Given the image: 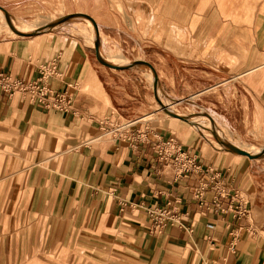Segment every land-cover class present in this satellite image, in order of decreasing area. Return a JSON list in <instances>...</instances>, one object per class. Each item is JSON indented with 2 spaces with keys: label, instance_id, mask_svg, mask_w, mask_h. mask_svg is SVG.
Segmentation results:
<instances>
[{
  "label": "crops",
  "instance_id": "obj_1",
  "mask_svg": "<svg viewBox=\"0 0 264 264\" xmlns=\"http://www.w3.org/2000/svg\"><path fill=\"white\" fill-rule=\"evenodd\" d=\"M117 1L146 4L155 11L149 17L163 19L179 17L180 3L206 0ZM189 9L191 18L207 14L203 6ZM216 14L213 34L236 35L239 47L204 45L196 53L194 43L187 56L178 45L157 49L161 62H148L156 67L160 93L142 68L122 62L118 69L107 67L93 46L73 37L37 51L33 44L8 42L33 52L27 58L0 43V70L26 79L57 56L62 75L49 85L72 97L71 107L59 112L0 92V264H264V155L216 150L200 127L158 108L162 98L184 104L180 109L203 123L202 117L210 118L244 143L264 145V6L252 12L257 22L244 16L251 21L230 27ZM239 14L250 15L244 7L235 18ZM103 17L121 16L107 11ZM209 50L217 52L212 63ZM129 121L134 127L119 137L105 132ZM146 128L150 142L134 147L131 130ZM154 135L213 164L240 189L248 212L216 214L212 205H200L194 196L198 176L175 181L172 166L154 158ZM172 199L184 227L169 224L154 234L146 208ZM207 223L215 228L208 231ZM229 225L239 236L233 250Z\"/></svg>",
  "mask_w": 264,
  "mask_h": 264
},
{
  "label": "rangeland",
  "instance_id": "obj_2",
  "mask_svg": "<svg viewBox=\"0 0 264 264\" xmlns=\"http://www.w3.org/2000/svg\"><path fill=\"white\" fill-rule=\"evenodd\" d=\"M112 1V2H111ZM108 3L107 0H0L1 8L4 13L12 17L16 23H28L32 24L44 20H52L54 28L47 32L32 33V31H20L13 32L7 28L5 23L0 18V43L4 44V50L7 52L16 51L17 53L24 54L23 57L27 58L31 53H23L20 48H17V42L12 44L8 43L11 40H20L24 43V47L27 44H33V51H37V48L43 44H50L55 40H61L63 37H73L80 40L83 43L93 46L95 39L99 43V52L101 57L111 60L113 55H120L124 60L122 64H128L132 68H142L148 81L153 86V74H155V68L152 64L159 63L162 60V51L157 49L168 48L172 50L174 45L180 47V54L187 56L188 48L196 44V53L199 50H203V46L211 48L212 45H218L219 43H227L234 48L239 47L236 35L226 34L223 36H217L213 34L214 27L218 22L217 14L224 19L229 27L233 25L242 24L244 16L252 18L254 21H258L252 12L260 11L264 6V0H227L226 2H218V0H209L205 2L189 4L188 2L179 4V17L169 18H155L149 17V15L155 14L152 8H145L146 4L140 3H124L117 0H111ZM170 5V4H168ZM195 5L197 8L204 7L202 19L191 18V11L189 6ZM175 7L176 4H173ZM221 6L226 11L225 14L221 12ZM244 7L245 12H249L250 15H238L237 12ZM73 11H85L91 14L95 18V22H87V17H75L58 20L60 17L68 12ZM112 11L113 13L120 15L119 19H109L103 17L104 13ZM202 12V10H200ZM141 16V17H140ZM144 16V17H143ZM102 23L117 24L116 29H109L103 27ZM246 23V21H245ZM243 26V25H242ZM49 27L48 25L41 28ZM40 29V28H37ZM115 30V33L114 31ZM92 41V42H91ZM7 45H6V43ZM103 46V54L100 47ZM133 47V48H132ZM263 47V46H261ZM132 48V49H131ZM201 48V49H200ZM209 57L207 60L213 62L216 51H208ZM137 58L144 59L149 62L140 61ZM110 63V61L107 60ZM134 62H142L138 64H131ZM155 87L160 93L161 88L155 78ZM161 105L158 107L160 110L168 115L178 116L182 119H187L190 123L200 127L206 134L209 142L216 150L233 153L229 146H223L221 138L218 137L217 131H226L212 122L210 118L202 119L208 124L203 123L198 116L194 113H188L186 109L181 110L180 107L184 104L175 105L168 99H161ZM214 127V128H213ZM217 131H216V130ZM238 138V137H237ZM243 141L238 138L236 145H242ZM257 150L254 155H264V151L260 152V149H264L262 146H254Z\"/></svg>",
  "mask_w": 264,
  "mask_h": 264
},
{
  "label": "built area",
  "instance_id": "obj_3",
  "mask_svg": "<svg viewBox=\"0 0 264 264\" xmlns=\"http://www.w3.org/2000/svg\"><path fill=\"white\" fill-rule=\"evenodd\" d=\"M57 61L58 57L56 56L48 64H41L38 76L31 79L15 76L6 70H0V92L7 96L19 93L45 110L67 111L71 107V95L65 89H52L49 85L50 78L61 77L62 75ZM134 123L129 121L116 124L105 130V132L112 133L116 138L127 127H134ZM131 131L128 139L134 147L143 142H150L147 128L144 130L132 129ZM154 137L151 142L154 158L157 162L168 163L172 166L175 181L189 175L198 176L199 181L194 196L200 205L205 203L212 205L216 214L229 209L233 210L235 215L238 216L245 215L248 212V207L241 197L240 189L228 185L221 171L215 168L213 164L200 162L197 155L187 152L180 145L168 139L158 135H154ZM146 212L154 234L163 232L169 224L184 227L181 223L182 212L176 199L169 200L163 206L147 207ZM205 227L208 231H211L215 228V224L207 223ZM228 227L231 236L229 246L233 250L239 236L231 225Z\"/></svg>",
  "mask_w": 264,
  "mask_h": 264
},
{
  "label": "bare ground",
  "instance_id": "obj_4",
  "mask_svg": "<svg viewBox=\"0 0 264 264\" xmlns=\"http://www.w3.org/2000/svg\"><path fill=\"white\" fill-rule=\"evenodd\" d=\"M221 9L224 11L223 6H221ZM0 18L5 23L7 28L13 32L32 31V30H36L37 28H41L42 26H45V25L51 26V24H54L53 22H55L52 20H44V21H40V22L37 21V22L32 23V24H28V23H24V22H21L18 24L15 22V20L12 17H10L9 15L4 13L3 9L1 8V5H0ZM85 20L87 22H91V20L88 18H85ZM0 27H1V25H0ZM106 60L110 61V64H112V65H118L124 61L122 59V57L120 55H117V54L113 55L111 60H109V59H106ZM138 63H142V62H134L131 64H138ZM142 64H144V63H142ZM205 123L208 124L207 122H205ZM217 132H218V137L221 138V140H222L223 146H228V143L236 145V141L238 140V138L234 133H232V132L229 133L226 131H217ZM238 147L243 149V150L248 151L251 154H254V152L257 150V148H255L254 146H252L248 143H244V142L242 143V145H239ZM263 151H264V149H260V152H263Z\"/></svg>",
  "mask_w": 264,
  "mask_h": 264
},
{
  "label": "water",
  "instance_id": "obj_5",
  "mask_svg": "<svg viewBox=\"0 0 264 264\" xmlns=\"http://www.w3.org/2000/svg\"><path fill=\"white\" fill-rule=\"evenodd\" d=\"M75 17H87V18H90L93 22H95V18H94L91 14H89V13H87V12H85V11H73V12L65 13V14H63V15L60 17V19L58 20V22H59V21H62V20H64V19L75 18ZM53 28H54V26H49V27H45V28H40V29H36V30L32 31V33L47 32V31L52 30ZM93 47H94V49H95L96 58H97V60H98L101 64H103V65H105V66H107V67H110V68H115V69H118V68H119V66L112 65V64H110L109 62H107V60H105L104 58L101 57V54H100V52H99V43H98V41H97L96 39H95V41H94V43H93ZM137 59L140 60V61H144V62L148 63V62L145 61L144 59H141V58H137ZM154 79H155V76H153V81H154ZM228 146H229V148H230L233 152H235V153L245 155V156H247V157H249V158H252V157H253V154L249 153V152L246 151V150H243V149L239 148V147L236 146V145H233V144H229V143H228Z\"/></svg>",
  "mask_w": 264,
  "mask_h": 264
}]
</instances>
